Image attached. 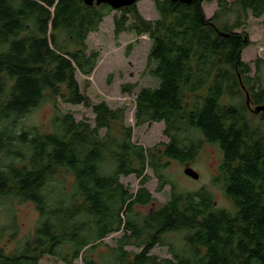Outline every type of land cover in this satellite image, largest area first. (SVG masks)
Instances as JSON below:
<instances>
[{
	"label": "trees",
	"instance_id": "1",
	"mask_svg": "<svg viewBox=\"0 0 264 264\" xmlns=\"http://www.w3.org/2000/svg\"><path fill=\"white\" fill-rule=\"evenodd\" d=\"M153 1L156 20L136 5L113 20L116 39L131 33L152 42L147 70L159 86L138 91L134 118L137 127L164 123L169 142L146 148L134 142L125 107L93 104L76 78L95 70L99 54L89 52L87 39L112 9L82 0H0V199L32 203L39 218L17 252L0 247V264H39L46 256L63 264H264V128L250 119L243 85L251 106L264 105V89L256 87L258 63L251 77L242 58L250 40L236 32L249 16L262 18L264 0H218L223 11L212 18L203 3L213 0ZM222 15L224 27L216 21ZM137 88L125 84L121 92ZM46 100L91 108L94 126L56 110L50 131L19 130ZM203 143L221 151L212 184L231 209L218 207L209 189L181 190L165 174L172 161L193 163ZM149 170L158 191L171 185V193L142 213L137 208L154 201ZM130 176L139 180L136 193L121 181ZM116 233L115 246L104 245ZM170 234L179 235L180 247L165 240ZM157 245L172 258L152 255Z\"/></svg>",
	"mask_w": 264,
	"mask_h": 264
},
{
	"label": "rangeland",
	"instance_id": "2",
	"mask_svg": "<svg viewBox=\"0 0 264 264\" xmlns=\"http://www.w3.org/2000/svg\"><path fill=\"white\" fill-rule=\"evenodd\" d=\"M232 2L233 0H228ZM141 15L147 20H156L159 14L153 0H141L137 5ZM207 18L217 15L216 12L223 11L219 1L203 3ZM121 15L120 12L112 10L100 25L98 32L90 33L87 39L89 52L99 54L98 64L89 76L77 72L76 78L80 84L82 92L86 93L93 104L106 102L111 108L126 109V124L133 128V140L146 148L153 147L160 143L169 142L164 134V123H151L137 127L135 123L136 94L141 88H157L159 81L152 77L148 70V57L152 42L147 35L137 37L131 33H122L118 39L114 35V16ZM223 16V17H222ZM218 16L217 25L224 27L227 25V15ZM230 22H235L236 15L229 14ZM237 33H245L250 40V44L243 52V60L251 67V77H254L259 70L260 84L264 89V15L260 19L249 16L246 26ZM125 84H137L138 88L133 94H123L121 86ZM58 107L53 102L46 100L43 104L32 110L24 117L20 124L22 127H36L41 132H48L52 128V119L58 113H72L77 121L87 120L94 126V113L91 108L84 106L66 105L59 102ZM256 107V106H255ZM254 108V107H253ZM250 119L253 124L261 125L264 128V115L250 112ZM104 134V131H102ZM221 161V151L218 146L203 143L197 159L191 163V167L200 173L198 180L184 174V164L172 161L165 171L167 178L175 183L181 190L194 192L202 188L209 189L216 200V205L220 208L231 209V203L225 196L220 185H213V181L219 177L218 165ZM148 174L152 179L146 184V188L153 196V203L143 208H137L140 212H148L150 208H159L165 204L171 193V185L159 192L157 179L149 170ZM121 181L132 193L139 189V180L135 176L122 177ZM38 212L32 203H19L10 199H0V247L9 254L17 252L23 243L31 236L38 222ZM121 233L112 234L104 240V245L115 246V240ZM165 240L181 246L179 235L170 234ZM127 250L139 252L135 247H128ZM161 259L172 258L169 247L157 245L151 252ZM39 264H63L59 259L46 256ZM81 264V262H76Z\"/></svg>",
	"mask_w": 264,
	"mask_h": 264
},
{
	"label": "water",
	"instance_id": "3",
	"mask_svg": "<svg viewBox=\"0 0 264 264\" xmlns=\"http://www.w3.org/2000/svg\"><path fill=\"white\" fill-rule=\"evenodd\" d=\"M83 3L88 6H101V5H108L112 10L117 11L124 8L131 7L133 5H137L141 0H82ZM173 1H180L186 5L191 4L192 0H173ZM243 84L242 80H240ZM243 89L246 91V97H247V104L252 109L254 114H261L264 112V105L256 106L254 108L251 107V100H250V94L246 90V88L243 85ZM184 174L193 180H198L200 178V173L196 171L194 168L191 167L190 164H186L184 166ZM264 250V247H263Z\"/></svg>",
	"mask_w": 264,
	"mask_h": 264
},
{
	"label": "flooded vegetation",
	"instance_id": "4",
	"mask_svg": "<svg viewBox=\"0 0 264 264\" xmlns=\"http://www.w3.org/2000/svg\"><path fill=\"white\" fill-rule=\"evenodd\" d=\"M251 107L253 108V107H255V106H251ZM259 115H264V113H263V114H259ZM187 164H189V163H187ZM185 165H186V164H184V166H185Z\"/></svg>",
	"mask_w": 264,
	"mask_h": 264
},
{
	"label": "clouds",
	"instance_id": "5",
	"mask_svg": "<svg viewBox=\"0 0 264 264\" xmlns=\"http://www.w3.org/2000/svg\"><path fill=\"white\" fill-rule=\"evenodd\" d=\"M118 11V10H117Z\"/></svg>",
	"mask_w": 264,
	"mask_h": 264
}]
</instances>
